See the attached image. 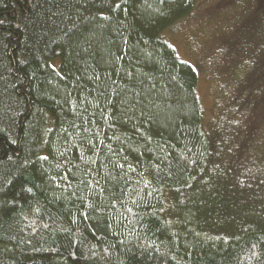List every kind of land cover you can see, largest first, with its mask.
Listing matches in <instances>:
<instances>
[{
    "label": "trees",
    "instance_id": "1",
    "mask_svg": "<svg viewBox=\"0 0 264 264\" xmlns=\"http://www.w3.org/2000/svg\"><path fill=\"white\" fill-rule=\"evenodd\" d=\"M197 3L0 0V264H264V82L205 123Z\"/></svg>",
    "mask_w": 264,
    "mask_h": 264
},
{
    "label": "rangeland",
    "instance_id": "2",
    "mask_svg": "<svg viewBox=\"0 0 264 264\" xmlns=\"http://www.w3.org/2000/svg\"><path fill=\"white\" fill-rule=\"evenodd\" d=\"M165 36L197 71V94L210 128L249 118L264 82V65L259 63L264 0H198L192 15ZM259 129L263 135L256 148L264 142V120Z\"/></svg>",
    "mask_w": 264,
    "mask_h": 264
}]
</instances>
